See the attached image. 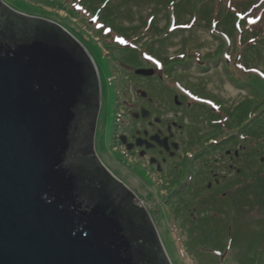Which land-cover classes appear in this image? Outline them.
<instances>
[{
  "label": "rangeland",
  "instance_id": "374dc122",
  "mask_svg": "<svg viewBox=\"0 0 264 264\" xmlns=\"http://www.w3.org/2000/svg\"><path fill=\"white\" fill-rule=\"evenodd\" d=\"M2 1L84 45L100 86L95 155L145 205L170 263L264 264V0ZM136 96L184 128L168 181L120 141Z\"/></svg>",
  "mask_w": 264,
  "mask_h": 264
},
{
  "label": "water",
  "instance_id": "95a60500",
  "mask_svg": "<svg viewBox=\"0 0 264 264\" xmlns=\"http://www.w3.org/2000/svg\"><path fill=\"white\" fill-rule=\"evenodd\" d=\"M100 103L88 52L0 0V264H171L149 211L95 155Z\"/></svg>",
  "mask_w": 264,
  "mask_h": 264
},
{
  "label": "flooded vegetation",
  "instance_id": "af4514ba",
  "mask_svg": "<svg viewBox=\"0 0 264 264\" xmlns=\"http://www.w3.org/2000/svg\"><path fill=\"white\" fill-rule=\"evenodd\" d=\"M136 94L140 96V93ZM137 98L141 103L135 102L129 110L130 118L132 119L130 129L127 132L121 133L119 138L121 136H126L128 145H132L130 146L132 147L131 154L135 156L137 154L136 158L150 165L151 177H154L153 181L156 182V179L161 177H164V180L168 181L170 165H167V163L170 164L172 161L175 163V161L181 157L183 140L179 139V133H184V128L175 120L174 117L177 116L173 114L171 116L169 114L167 117L154 116L152 108L157 106L158 103L154 104V101L149 100L148 97L145 99L141 97ZM145 103H147L148 106L145 105ZM180 105L181 104H179V107ZM143 110L149 111V116L146 119L142 116ZM154 137H159V139L152 140ZM137 140L143 142V147L137 146ZM159 142L162 143L163 146H161ZM151 160H154L153 164ZM233 161L234 159L230 157L226 167H224L230 169V175L236 173V167L235 164L233 165ZM148 165L146 164L145 167ZM155 166L158 171L155 169ZM164 174H166V177ZM215 181L217 184L220 182L219 178L215 179ZM168 184L170 183L168 182ZM151 188L153 187L151 186Z\"/></svg>",
  "mask_w": 264,
  "mask_h": 264
},
{
  "label": "clouds",
  "instance_id": "9594fccd",
  "mask_svg": "<svg viewBox=\"0 0 264 264\" xmlns=\"http://www.w3.org/2000/svg\"><path fill=\"white\" fill-rule=\"evenodd\" d=\"M6 5V4H5ZM8 6V5H7ZM9 7V6H8ZM84 10H86V8L84 7L83 8ZM86 11H88L89 12V10H86ZM91 13H93L92 11H91ZM24 15H26V14H24ZM27 16H29V15H27ZM30 17H33V16H30ZM35 18H38V17H35ZM40 19H43V18H40ZM45 20H47V19H45ZM48 21H51V22H53V20H48ZM53 23H55V22H53ZM55 24H57V23H55ZM57 25H59V24H57ZM60 26V25H59ZM60 27H62V26H60ZM63 28V27H62ZM110 28V27H109ZM67 33H68V31L65 29V28H63ZM70 36H72L71 35V33L69 32L68 33ZM75 36V35H74ZM73 37V36H72ZM76 37V36H75ZM75 37H73L74 39H75ZM76 39H77V37H76ZM75 39V40H76ZM83 48H84V45L79 41V40H76ZM85 49V48H84ZM94 63V62H93ZM95 65V64H94ZM139 70H146V69H139ZM138 71V70H137ZM146 71H148V70H146ZM141 77V76H140ZM145 78H148V77H145ZM106 168V167H105ZM107 169V168H106ZM110 172V171H109ZM111 173V172H110ZM112 174V173H111ZM142 202V201H141ZM145 206V205H144ZM147 209V208H146Z\"/></svg>",
  "mask_w": 264,
  "mask_h": 264
},
{
  "label": "trees",
  "instance_id": "16d2710c",
  "mask_svg": "<svg viewBox=\"0 0 264 264\" xmlns=\"http://www.w3.org/2000/svg\"><path fill=\"white\" fill-rule=\"evenodd\" d=\"M182 1V0H181ZM87 10V9H86ZM89 12H91L90 10H89ZM221 14H219V16H220ZM222 20H224V19H222ZM64 28V27H63ZM232 28H233V26H232ZM68 31V30H67ZM70 31H68V33H69ZM71 33V32H70ZM71 35L73 36V37H75L72 33H71ZM75 39H76V37H75ZM77 40V39H76ZM246 107V106H245ZM252 112H253V110H251ZM238 112H240V111H238ZM247 114V113H246ZM246 114H245V116H246ZM252 124V123H251ZM251 124L249 125V127L247 128V130L251 127ZM260 124V123H259ZM258 125V124H257ZM263 126V125H262ZM225 249H227V250H229L230 249V247H229V245H227V246H225ZM212 253H214V250L212 251ZM215 254H217L218 256H220V255H222L220 252H215Z\"/></svg>",
  "mask_w": 264,
  "mask_h": 264
},
{
  "label": "bare ground",
  "instance_id": "6f19581e",
  "mask_svg": "<svg viewBox=\"0 0 264 264\" xmlns=\"http://www.w3.org/2000/svg\"><path fill=\"white\" fill-rule=\"evenodd\" d=\"M108 7V6H107ZM106 7V8H107ZM115 151H117V150H115ZM108 158V157H107ZM118 163H120L119 161H117ZM122 164V163H121ZM136 179L140 182V183H143V181L140 179V178H138V177H136ZM143 186V185H142ZM143 189H144V191H145V189H146V186H143Z\"/></svg>",
  "mask_w": 264,
  "mask_h": 264
}]
</instances>
